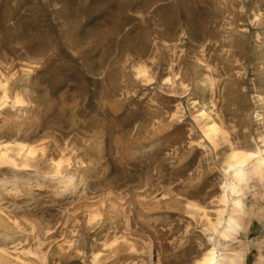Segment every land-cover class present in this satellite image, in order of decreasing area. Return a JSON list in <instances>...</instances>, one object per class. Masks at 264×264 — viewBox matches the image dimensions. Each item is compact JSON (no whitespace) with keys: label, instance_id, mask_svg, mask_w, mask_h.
Masks as SVG:
<instances>
[{"label":"rangeland","instance_id":"374dc122","mask_svg":"<svg viewBox=\"0 0 264 264\" xmlns=\"http://www.w3.org/2000/svg\"><path fill=\"white\" fill-rule=\"evenodd\" d=\"M232 151L264 160V0H0V264H264Z\"/></svg>","mask_w":264,"mask_h":264},{"label":"bare ground","instance_id":"6f19581e","mask_svg":"<svg viewBox=\"0 0 264 264\" xmlns=\"http://www.w3.org/2000/svg\"><path fill=\"white\" fill-rule=\"evenodd\" d=\"M219 132V129H216ZM225 164V170L232 178V185H225L227 192L234 193L236 184L247 185V182L253 178L258 177L264 179V160L251 153H239L232 151L225 156L223 161ZM230 184V183H229ZM229 202L225 193L221 196L219 203L226 205ZM225 209L222 208L218 211L216 220L214 222L208 221V228L212 234H217L222 238H226L228 233L232 230L239 228L236 221L231 215L224 214ZM213 238L210 235V239ZM232 259H227L218 255L216 248L213 247L207 251L204 258L198 264H226L229 262L232 264Z\"/></svg>","mask_w":264,"mask_h":264}]
</instances>
